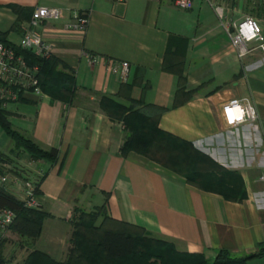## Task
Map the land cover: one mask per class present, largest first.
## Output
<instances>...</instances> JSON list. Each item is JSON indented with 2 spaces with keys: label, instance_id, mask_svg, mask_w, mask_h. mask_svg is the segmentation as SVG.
Segmentation results:
<instances>
[{
  "label": "crops",
  "instance_id": "obj_1",
  "mask_svg": "<svg viewBox=\"0 0 264 264\" xmlns=\"http://www.w3.org/2000/svg\"><path fill=\"white\" fill-rule=\"evenodd\" d=\"M10 4L26 11L19 17ZM39 5L64 9L63 17L44 20L41 31L60 68L74 73L76 91L71 102L25 92L5 108L14 129L43 149L58 150L55 160L35 159L0 126V152L9 157L0 175L14 170L20 180L38 182L37 206L49 214L36 239L11 228L3 232L7 261L24 264L36 250L66 260L77 210L103 205L112 219L182 252L209 259L220 250L259 253L264 247V49L254 40L240 55L226 27L253 15L264 35V0H194L191 9L175 0H0V31L17 44ZM81 13L89 16L83 28L75 25ZM182 60L184 82L175 69ZM124 61L130 64L126 81ZM103 97L147 113L156 111L152 106L164 107L160 128L237 172L245 197L233 200L202 189L135 151L124 155L127 128L101 107ZM177 98L182 103L175 104ZM232 98L250 104L257 121L230 127L225 105ZM0 186L22 199V182L0 180ZM248 264H264V256Z\"/></svg>",
  "mask_w": 264,
  "mask_h": 264
},
{
  "label": "trees",
  "instance_id": "obj_2",
  "mask_svg": "<svg viewBox=\"0 0 264 264\" xmlns=\"http://www.w3.org/2000/svg\"><path fill=\"white\" fill-rule=\"evenodd\" d=\"M10 7L19 14V17L26 11V8L17 4H10ZM0 42L12 43L1 31ZM13 46L18 54L25 57L29 65L39 67L38 78L43 92L66 102L73 100L76 91L74 73L61 69L60 61L52 55L47 58L41 57L16 45ZM182 65L183 60L175 65V69L180 81L184 82ZM165 68H169L167 64ZM181 92L183 90L179 91ZM179 103L182 101L177 98L175 104ZM101 107L112 118L123 120L127 128V137L121 147L124 155L135 151L183 175L188 182L202 189L221 193L233 200L245 197L244 182L237 172L228 170L216 162L199 150L193 142L160 128L159 120L165 110L164 107L152 106L156 111L147 113L140 109H131L109 97L102 98ZM9 115L0 100V126L18 148L25 149L35 159L57 158V148L49 150L41 148L31 138L13 128ZM8 162L9 157L0 152L1 172L2 166ZM38 184L37 182L36 193L40 191ZM100 208L90 212L81 210L80 218L75 223L73 221L74 230L66 260L58 261L36 250L29 255L24 264H248L250 259L264 256V247L259 253L246 256H235L227 250H220L213 259H208L203 253L182 252L172 242L150 236L136 225L112 219L108 216L105 205ZM3 209H10L16 214L10 228L31 239L39 237L44 220L49 215L40 206H27L22 199L0 186V211ZM100 217H103V220L99 224ZM0 264H13L4 256L1 235Z\"/></svg>",
  "mask_w": 264,
  "mask_h": 264
},
{
  "label": "built area",
  "instance_id": "obj_3",
  "mask_svg": "<svg viewBox=\"0 0 264 264\" xmlns=\"http://www.w3.org/2000/svg\"><path fill=\"white\" fill-rule=\"evenodd\" d=\"M177 6L183 9L194 7V0H175ZM64 15V9L58 6H36L33 10L28 26L24 28L20 41L15 43L0 42V100L3 108L9 103L19 99L25 92L44 93L39 84V67L29 65L22 54H18L13 45L31 51L41 56H51V49L44 40L41 27L46 19H57ZM89 22V16L81 13L77 16L76 26L85 27ZM232 42L239 48L240 55L248 51L247 44L254 40L261 41L264 49L263 28L258 19L248 15L239 22H230L226 27ZM121 76L128 80L130 76V64L127 61L121 63ZM226 117L230 127H240L247 123L256 122L258 115L253 107L238 98L230 99L226 105ZM264 179V176H263ZM0 180L3 184L22 182V200L29 207H36V184L37 182L27 178L20 180L17 174H1ZM16 214L10 209L0 211V235L10 228L15 220Z\"/></svg>",
  "mask_w": 264,
  "mask_h": 264
},
{
  "label": "rangeland",
  "instance_id": "obj_4",
  "mask_svg": "<svg viewBox=\"0 0 264 264\" xmlns=\"http://www.w3.org/2000/svg\"><path fill=\"white\" fill-rule=\"evenodd\" d=\"M6 173H14V170H11V172H10V170H8V171H5ZM17 173V172H16ZM235 182V181H234ZM233 182V184H234V186H235V183ZM239 188V187H238ZM101 207V206H100ZM100 207H97V209L99 210V209H101ZM85 211H87V210H85ZM93 211H96V210H93ZM90 212V211H89ZM80 215H81V210L79 209V210H77V213H76V217H74V219H73V221H74V223L80 218ZM101 218V217H100ZM100 218L98 219V221L100 220ZM209 259V258H208Z\"/></svg>",
  "mask_w": 264,
  "mask_h": 264
}]
</instances>
